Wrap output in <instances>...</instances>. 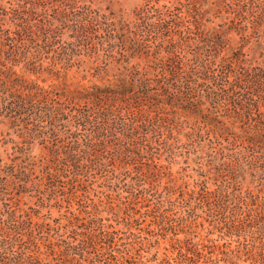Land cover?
Returning a JSON list of instances; mask_svg holds the SVG:
<instances>
[{"label": "rangeland", "instance_id": "obj_1", "mask_svg": "<svg viewBox=\"0 0 264 264\" xmlns=\"http://www.w3.org/2000/svg\"><path fill=\"white\" fill-rule=\"evenodd\" d=\"M17 1L0 0L2 82L17 77L58 91L105 88L132 66L178 55L192 69L197 30H228L231 3L238 15L245 4L37 0L29 21L36 40L23 41L28 49L18 50L5 40L15 29L9 11ZM146 9L148 15H141ZM152 23L155 28L148 26ZM232 38L238 40L234 31ZM203 77L193 80L202 84ZM185 103L163 105L178 128L141 160L88 155L90 148L81 146L86 155L71 161L50 134L30 130L27 123L35 117L14 119L0 112V191H5L0 223L7 225L0 264L16 263L25 252L21 242L39 245L44 263L59 264L68 242L88 238L82 226L94 217L111 226L116 250L139 253V264H264V130L253 129L244 115L236 119L225 109L200 114ZM174 107L182 111L174 114ZM206 192L217 196L204 198ZM217 217L236 220L226 225ZM9 233L19 240H6Z\"/></svg>", "mask_w": 264, "mask_h": 264}, {"label": "trees", "instance_id": "obj_2", "mask_svg": "<svg viewBox=\"0 0 264 264\" xmlns=\"http://www.w3.org/2000/svg\"><path fill=\"white\" fill-rule=\"evenodd\" d=\"M237 1L245 2L241 7L243 9H240L243 13L238 15L235 10L237 4L231 3L234 16L230 18L228 30H197L200 39L193 58L189 59L197 65L192 69L184 67V61L178 55L167 61L159 59L157 62L155 59L145 66H132L125 70L129 73L121 80L105 88L58 91L44 89L17 77L5 85L1 77L4 70L0 68V87L2 83L7 86L3 91L5 97L0 96V112L14 119H21L22 114L26 113L35 117L29 120L30 123L26 122L32 124L33 129L30 130L50 134L53 137L50 140L65 148L71 161L86 155L81 146L90 148L88 155H111V158L125 155L132 160H141L145 154L153 152L154 143L178 128L172 120L170 122L163 105L175 106L179 101L196 105L200 114L225 109L236 119L244 115L250 119L249 124L253 120V129L264 130V9H261L264 0ZM14 4L9 13L15 29L7 32L5 40L10 41L13 49L27 50L28 46L23 41L34 43L38 34L32 31L29 23L36 15L37 0H18ZM148 12L150 10L146 9L140 14L148 15ZM148 26L156 27L154 23ZM233 31L238 40L232 38ZM27 62L32 64V61ZM213 64H217L214 69ZM130 70L131 77L128 79ZM201 73L205 76L203 80H208L210 84L197 82L202 78H199ZM193 78H197V81ZM220 105H226L228 109ZM196 107L193 109L196 110ZM177 108L174 114L182 111ZM44 121L46 125H38ZM100 150L101 154L98 153ZM83 159L86 161V157ZM81 168L88 171L86 166L81 165ZM1 193L5 194V191H0V203L4 200ZM216 196L210 193L204 198ZM208 204L211 205L210 202ZM216 220L228 225L236 219L224 217L219 220L217 217ZM84 223L82 227L88 231V238L75 244L68 242L60 252L59 264H139V253L115 249L111 226L95 217ZM0 225L3 226L1 239L7 225ZM7 236H16L19 240L16 233ZM9 238L6 240H16ZM21 246L25 252L15 264H52L50 261L44 263L37 256L39 245L31 247L21 242Z\"/></svg>", "mask_w": 264, "mask_h": 264}]
</instances>
